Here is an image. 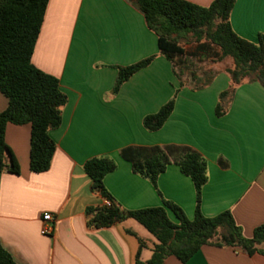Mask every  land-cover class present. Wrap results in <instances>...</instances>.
Here are the masks:
<instances>
[{
	"label": "crops",
	"instance_id": "obj_1",
	"mask_svg": "<svg viewBox=\"0 0 264 264\" xmlns=\"http://www.w3.org/2000/svg\"><path fill=\"white\" fill-rule=\"evenodd\" d=\"M183 1L200 7L213 2ZM229 23L237 36L256 44L264 34V0H236ZM181 48L182 56L173 62L160 55L156 35L124 0L48 1L31 62L58 80L67 101L60 126L49 132L55 151L45 172L29 170L30 125L5 127L4 141L19 174L0 173V245L16 264H135L139 241L140 261L150 259L156 241L134 220L88 226L86 210L104 205L82 170L96 157L116 164L103 185L121 209L161 207L165 200L192 219L194 187L175 163L191 150L206 161L201 214L211 218L229 212L247 239L264 225V88L257 82L236 86L224 115L217 117L232 59L214 61L220 50L207 42ZM150 57L147 67L112 93L118 67ZM202 82L207 84L197 88ZM174 95L162 128L146 131L142 119ZM6 107L0 93V113ZM153 149L170 160L156 189L131 169V160L145 159ZM44 214L52 218L49 236L40 234ZM168 217L175 222L172 214ZM164 264H264V256L205 245L185 263L168 257Z\"/></svg>",
	"mask_w": 264,
	"mask_h": 264
},
{
	"label": "trees",
	"instance_id": "obj_2",
	"mask_svg": "<svg viewBox=\"0 0 264 264\" xmlns=\"http://www.w3.org/2000/svg\"><path fill=\"white\" fill-rule=\"evenodd\" d=\"M49 0H0V93L7 99V107L0 113V173L19 174L18 165L4 141L7 124L30 125L29 170L42 173L49 169L55 144L49 137L51 130L61 124V109L67 98L60 91L58 80L36 69L31 62L36 41ZM144 18L146 27L157 37L160 55L168 61L182 56L181 44L207 42L220 50L219 61L232 59L226 71L229 87L219 95L215 108L217 117L224 115L236 86L244 82H257L264 88V34L256 44L237 36L229 23L230 12L236 0H213L200 7L183 0H124ZM153 57L127 67H118L112 93L133 74L147 67ZM177 79L180 75L174 68ZM207 82L198 84L204 87ZM171 98L156 113L142 119L148 132L162 128L174 107ZM170 163L159 149H153L147 158L131 160L132 172L148 180L156 189V179ZM180 172L194 187L195 211L192 219L186 218L175 204L162 200V206L125 211L116 205L103 185V179L116 170L108 157L88 159L82 166L91 180V190L109 202L88 208V226L99 229L132 219L142 226L156 241L151 257L142 262L139 249L135 264H164L168 257L181 263L190 259L202 246L236 247L251 256H264V225L253 230L247 239L241 234L229 212L207 218L200 212L201 189L207 181L206 161L199 154L185 150L175 161ZM172 214L175 222L171 221ZM0 264H16L0 245Z\"/></svg>",
	"mask_w": 264,
	"mask_h": 264
},
{
	"label": "built area",
	"instance_id": "obj_3",
	"mask_svg": "<svg viewBox=\"0 0 264 264\" xmlns=\"http://www.w3.org/2000/svg\"><path fill=\"white\" fill-rule=\"evenodd\" d=\"M104 205L109 206V202L108 201H104ZM42 222L44 224H43V226L41 228L40 234L43 235V236L51 235V233H52V225H51L52 218H51V216L49 214H44L42 216Z\"/></svg>",
	"mask_w": 264,
	"mask_h": 264
},
{
	"label": "rangeland",
	"instance_id": "obj_4",
	"mask_svg": "<svg viewBox=\"0 0 264 264\" xmlns=\"http://www.w3.org/2000/svg\"><path fill=\"white\" fill-rule=\"evenodd\" d=\"M183 44H186V43H183ZM139 228H141V227H139ZM141 230H144V229H141ZM143 232H145V234H147V236H149L150 237V235L144 230ZM151 238V237H150Z\"/></svg>",
	"mask_w": 264,
	"mask_h": 264
}]
</instances>
